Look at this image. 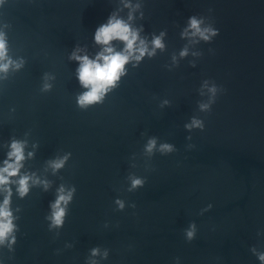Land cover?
I'll use <instances>...</instances> for the list:
<instances>
[{
    "label": "water",
    "instance_id": "1",
    "mask_svg": "<svg viewBox=\"0 0 264 264\" xmlns=\"http://www.w3.org/2000/svg\"><path fill=\"white\" fill-rule=\"evenodd\" d=\"M116 6L117 0H7L0 8V20L12 26L13 52L27 60L0 93V144L31 130L30 142L39 143L26 165L32 171L58 152L72 153L57 176L49 174L51 191L33 188L23 200L13 197V207L23 209L18 243L13 259L4 250L0 260L85 264L89 249L99 245L110 249L102 264H174L177 256L180 264H260L249 248L264 250V237L256 236L264 229V0H144L145 19L138 23L149 35L167 29V51L136 69L129 66L103 105L82 111L75 101L82 91L77 64L68 55L76 44L86 45L90 56L99 50L95 29ZM208 8L220 35L198 45L204 55L197 67L189 66L188 57L168 71L170 54L185 43L179 32L187 18L206 15ZM44 72L56 76L48 93L40 92ZM204 79L227 90L208 115L197 111ZM163 99L171 105L160 108ZM193 115L205 119L203 132L184 129ZM150 136L177 151L156 153L150 161L155 171L147 172L140 154ZM189 143L195 148L188 150ZM133 154L136 168L130 167ZM129 172L147 176L133 193L123 190ZM61 182L77 192L54 239L44 217ZM118 197L136 208L116 211ZM209 203L212 209L200 215ZM193 221L197 236L187 243L183 229ZM65 243L74 247L56 255Z\"/></svg>",
    "mask_w": 264,
    "mask_h": 264
},
{
    "label": "clouds",
    "instance_id": "2",
    "mask_svg": "<svg viewBox=\"0 0 264 264\" xmlns=\"http://www.w3.org/2000/svg\"><path fill=\"white\" fill-rule=\"evenodd\" d=\"M7 3V0H0V8ZM214 9L208 8L207 14H194L187 18L185 26L179 32L180 39L185 41L182 48L170 54V62L164 67L173 71L180 66V62L188 57L192 68L197 67V62L203 57L204 52L198 47L201 43L211 44L220 35L215 17L212 15ZM123 14V15H122ZM145 19L144 0H117L116 8L110 13L106 22L100 24L94 32L93 42L99 47L94 55L88 54L87 46L76 44L68 55V60L77 64L75 78L82 89L75 96L77 107L82 111L103 105L107 96L116 90L124 77L129 74V66L136 69L147 58H155L158 54L167 51L166 37L167 29L159 33L145 34L143 21ZM11 24L0 20V93L5 90L9 82L17 73L21 72L27 63L24 56L15 54L9 42V31ZM210 54L215 50L208 49ZM56 76L51 72H44L41 77V93L51 92ZM198 94L202 98L197 101L198 113L211 114L213 105L216 104L220 95L227 90L216 83L213 79H204L198 88ZM171 101L163 99L159 107L170 106ZM10 113H15L16 108H10ZM189 133L194 130L203 132L206 128L205 119L199 115H193L183 125ZM146 134V133H143ZM31 130L26 131L23 138L12 135L10 139L0 144V150L6 149L4 158L0 160V256L4 250L8 255L7 259L14 258L15 246L18 243L17 234L20 232L18 221L21 219V206L13 207V197L23 200L29 196L33 188H40L43 192L53 189L54 181L48 178L49 174H57L65 168L70 160L71 152H58L53 158L45 160L42 170L32 171L26 167L28 161L34 160L39 148L38 142H30ZM191 141L192 136L186 137ZM188 150L195 148L189 143ZM177 151L174 144L159 142L156 136L147 138L143 146L141 156L145 158V171H155L150 161L159 153L162 156ZM137 156L131 157V168H136ZM63 181V177H60ZM128 186L124 191L133 193L145 186L147 176H138L135 172H129L126 177ZM77 188L74 184L61 182L54 191V200L49 202V211L44 219L48 222V231L54 233V239L59 238L60 230L64 227L70 212V205L73 203ZM116 211H124L126 207L136 208L135 202L129 203L125 199L114 200ZM213 205L209 203L199 212L203 215L211 210ZM119 225H117L118 227ZM105 228L109 224L105 222ZM198 232L197 224L193 221L183 229L185 242L191 243L196 239ZM257 237H264V229L258 230ZM74 247L73 243H65L64 249L57 248L56 255H61L65 249ZM129 250L132 245L128 246ZM249 251L254 255L260 264H264V250L253 245ZM110 249L99 245L91 247L85 258V264H102L108 260ZM181 258L174 257V264H180ZM0 264L3 261L0 260Z\"/></svg>",
    "mask_w": 264,
    "mask_h": 264
}]
</instances>
